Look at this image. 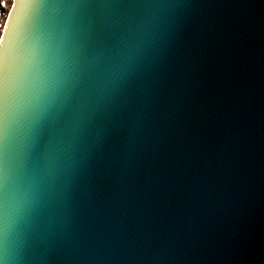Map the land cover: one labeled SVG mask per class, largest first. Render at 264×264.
I'll return each mask as SVG.
<instances>
[{"label": "water", "instance_id": "1", "mask_svg": "<svg viewBox=\"0 0 264 264\" xmlns=\"http://www.w3.org/2000/svg\"><path fill=\"white\" fill-rule=\"evenodd\" d=\"M5 28L0 264H264V0H12Z\"/></svg>", "mask_w": 264, "mask_h": 264}, {"label": "snow or ice", "instance_id": "2", "mask_svg": "<svg viewBox=\"0 0 264 264\" xmlns=\"http://www.w3.org/2000/svg\"><path fill=\"white\" fill-rule=\"evenodd\" d=\"M9 23H10V18H9ZM7 35H8L7 28H5L4 30L5 39H0V79H2L3 77L4 55H5V47H6L5 41H6Z\"/></svg>", "mask_w": 264, "mask_h": 264}, {"label": "built area", "instance_id": "3", "mask_svg": "<svg viewBox=\"0 0 264 264\" xmlns=\"http://www.w3.org/2000/svg\"><path fill=\"white\" fill-rule=\"evenodd\" d=\"M1 5L2 7L7 10V14L11 8V5H12V0H2L1 1ZM6 5V6H5ZM4 23H5V20H0V36H1V33H2V30H3V27H4Z\"/></svg>", "mask_w": 264, "mask_h": 264}, {"label": "trees", "instance_id": "4", "mask_svg": "<svg viewBox=\"0 0 264 264\" xmlns=\"http://www.w3.org/2000/svg\"><path fill=\"white\" fill-rule=\"evenodd\" d=\"M1 1L2 0H0V20H6V18H7V10H5L3 7H2V5H1Z\"/></svg>", "mask_w": 264, "mask_h": 264}]
</instances>
